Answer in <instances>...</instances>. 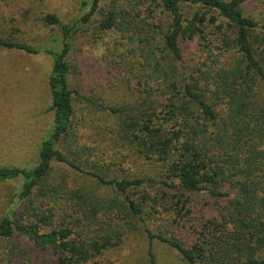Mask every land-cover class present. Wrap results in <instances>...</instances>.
<instances>
[{
    "label": "trees",
    "instance_id": "obj_1",
    "mask_svg": "<svg viewBox=\"0 0 264 264\" xmlns=\"http://www.w3.org/2000/svg\"><path fill=\"white\" fill-rule=\"evenodd\" d=\"M245 2L86 0L81 9L87 12L74 22L44 16L45 24L60 30L56 48L0 37L1 49L45 53L52 60L47 82L52 121L36 163L0 167V183L21 182L17 198L29 222L20 225L4 216L0 240L18 232L38 248L59 254L60 264H90L117 246L134 223L144 222L146 200L153 198L139 191L158 182L163 210L178 219L191 213L189 195L205 194L221 207L216 217L194 227L196 239L189 247L146 229L149 242L167 244L186 264H264V93L257 91L264 90V24L243 14ZM96 14L101 33L115 32L132 45L126 83L133 84L135 106L132 111L101 105L116 120L108 134L163 165V179L117 177L104 154L74 146L70 55L74 38ZM195 39L203 62L184 70L181 45ZM58 166L97 187L112 188L117 196L106 199L84 187L71 189L65 177L55 179ZM62 209L74 215V222L40 232Z\"/></svg>",
    "mask_w": 264,
    "mask_h": 264
},
{
    "label": "rangeland",
    "instance_id": "obj_2",
    "mask_svg": "<svg viewBox=\"0 0 264 264\" xmlns=\"http://www.w3.org/2000/svg\"><path fill=\"white\" fill-rule=\"evenodd\" d=\"M82 1L86 0H0V37L40 48H56L58 44L54 41L60 40V30L45 24L44 16L55 15L63 24L74 22L87 12L81 9ZM242 12L264 24V0H246ZM99 19L100 15L96 14L82 27L74 38L70 55V85L75 91L72 130L77 136L74 146L83 148L84 152L89 149L104 154L106 164L110 163L109 169L117 177L163 179V165L146 160L143 153L138 154V148L121 146L108 134L116 127V120L101 105L132 111L135 106L133 84L126 83L131 74L128 53L132 45L115 32L101 33L97 29ZM181 48L180 65L184 70L204 59L197 39L182 44ZM114 60L120 65H112ZM51 63V57L45 53L29 55L0 48V167L29 168L36 163L37 149L52 121L47 85ZM257 91L264 93L261 87ZM62 150L67 152V147L62 146ZM62 177L71 189L84 187L106 199L117 196L112 188L97 187L91 179L58 166L55 179ZM20 184L19 180L0 183V220L7 215L14 223L27 225L29 219L21 215L24 206L17 198ZM143 192L153 198L146 200L144 222L134 223V228L117 246L92 259L90 264H150L149 254L153 264H186L167 244L149 242L146 229L154 235L174 237L189 247L196 239L194 227L204 219L216 217L221 207L205 194L189 195L191 213L178 219L172 211L163 210L165 203L160 200L158 182L145 184L139 191ZM73 216L69 211L58 210L50 226L42 227L40 232L74 222ZM59 258V254L38 248L18 232L0 240V264H60Z\"/></svg>",
    "mask_w": 264,
    "mask_h": 264
}]
</instances>
